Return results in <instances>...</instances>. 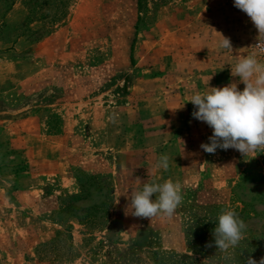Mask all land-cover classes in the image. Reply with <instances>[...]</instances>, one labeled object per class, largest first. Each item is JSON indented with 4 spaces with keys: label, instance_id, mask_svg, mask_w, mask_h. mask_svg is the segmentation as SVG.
Wrapping results in <instances>:
<instances>
[{
    "label": "rangeland",
    "instance_id": "1",
    "mask_svg": "<svg viewBox=\"0 0 264 264\" xmlns=\"http://www.w3.org/2000/svg\"><path fill=\"white\" fill-rule=\"evenodd\" d=\"M33 6L0 0V264H245L264 252V153L225 150L220 166L205 167L200 188L185 187L180 175L194 172L202 150L186 157L182 170L172 163L160 169L157 182L182 185L174 227L162 230L147 220L127 236L119 234L122 220L112 217L129 212L130 195L108 168H85L107 164L110 157V163L143 166L151 174L140 160L148 150L167 141L163 151L174 155V143L186 147L212 130L193 117L196 109L185 108L187 98L215 82L237 83L242 91L245 85L231 67L247 55L264 62L255 48L264 36L234 0H70L66 16L55 23L44 16L46 8ZM220 33L230 39L232 51L218 48ZM189 81L196 87L192 92L183 85ZM59 101L67 106L71 101L74 117L105 114L104 129L81 116L65 141L79 148L77 154L37 142L35 157L45 164L60 166L61 153V164L79 161L71 165L79 167L72 170L71 187L37 178L32 183L41 185V198L33 193L20 199L15 191L35 174L31 166L47 165L31 163L18 147L22 130L5 133V128L35 117L59 133L60 107L53 105ZM181 111L190 118L182 119ZM92 128L107 133L110 147L142 150L129 158L98 151L101 140L92 137ZM223 182V189L213 187ZM119 200L126 211L120 212ZM224 209H234L246 224L244 238L229 250L231 258L217 249L212 234Z\"/></svg>",
    "mask_w": 264,
    "mask_h": 264
},
{
    "label": "clouds",
    "instance_id": "2",
    "mask_svg": "<svg viewBox=\"0 0 264 264\" xmlns=\"http://www.w3.org/2000/svg\"><path fill=\"white\" fill-rule=\"evenodd\" d=\"M234 6L244 12L260 36H264V0H234ZM220 35L218 48L232 51L230 39ZM231 75L239 77V82L245 85L242 91L237 83L223 87L208 86L206 91L196 92L188 100L196 109L193 117L212 129L210 142L202 143L200 147L209 154L229 148L243 156L264 153V62L255 55L243 56L231 67ZM170 159L167 154H161L155 168L167 171ZM182 202V185L179 182L152 181L143 183L140 190L131 191L129 207L135 217L151 220L163 215L171 219ZM245 230L246 224L234 209L222 210L212 233L215 246L231 258L229 250L239 245ZM245 264H257V261L249 256ZM259 264H264V258Z\"/></svg>",
    "mask_w": 264,
    "mask_h": 264
},
{
    "label": "crops",
    "instance_id": "3",
    "mask_svg": "<svg viewBox=\"0 0 264 264\" xmlns=\"http://www.w3.org/2000/svg\"><path fill=\"white\" fill-rule=\"evenodd\" d=\"M192 77H189V80ZM46 83V82H45ZM186 87L187 92H192V90L196 89L194 84H191L190 81L187 82L186 84H183ZM214 87H220L218 86V84L215 82L213 83ZM195 87V88H194ZM199 87V86H197ZM189 98H187V102L184 104L185 108L186 106L188 107V109L193 108L195 109L194 105L191 102H188ZM67 103H62V101L56 102L54 103V109L55 108H59L60 110V115H61V125H60V130L59 133H51L48 128L46 129V124L45 122H41V120L38 118V120L35 117H29L26 119H23L22 121L18 122V121H13L14 124L8 125L5 128V133H7V130H15V133L17 134L20 130H22V136L19 135L18 137H16L17 139H24L23 145L20 144L18 147L19 148H23L25 150V155L28 156V160L32 163H35L37 165H47V166H31L33 167V171L35 172L34 175H32L29 180V182L25 185H23L21 187V189L19 191H15L16 194H19L20 199L23 197V195H27V197L30 198V196H32L33 193L37 194L39 198H41L43 189L41 188L40 184L37 183H32L33 179H44L47 183L50 182H54L57 185H60L61 187H71L72 186V170L75 167H79V166H71V165H77L79 161H76V163H70V164H66L63 165L61 164V153H60V157H59V161L58 164L60 166H49L48 164H45V162L43 161V159H37L35 157L36 154V149L37 147H39L38 144H36L37 142H42V144H46V145H53L54 147H58L60 152L61 151H66L67 149L71 150L73 153L77 154V148H73V147H68V145L65 144V141L69 138H71L70 136L73 135V133H75L76 131V123H79V120L82 119L81 116H84L86 119H89L90 123H92V121H96L97 123H101L102 124V128L104 129V125L106 123V115L102 113V117L100 119H94L92 118L91 112H82L81 115L79 117H74L72 116V110L70 107H72V103L71 101L69 102V106L66 105ZM105 113L107 112L106 108H103ZM75 113V112H74ZM71 115V116H70ZM190 114L188 111L185 112H180V117L182 119H186L188 120L190 118ZM63 121V123H62ZM24 125H28L29 128L27 130H25V128L23 127ZM44 125V130L41 131V127ZM20 126V128H19ZM22 128V129H21ZM20 129V130H19ZM99 129V128H96ZM94 128L91 129V131H93V133L95 134L94 136H92L94 139H99L101 140L100 144V149L98 151H107V154H114L115 156H113L114 158H116V155L121 156L122 154L126 153V157L129 158L131 155H137V153L141 152V150H127L124 151L121 150V148H115V145H113V147H110L108 145L105 144L104 140L107 139V133L105 135L104 130H96ZM106 131V130H105ZM25 133V134H24ZM212 135V130H209L207 132H202V138H199V141L197 140L198 138H193L195 139L193 144H190L186 147H182L179 145V143L177 142L174 143L175 145V149L176 152L174 155L167 153V155L171 158L169 161V164L172 163L173 166H179L180 169L182 170V165L185 162L184 159H186V157H190V156H195L197 154H199V152H201V156H203V159L200 160L198 162V165L196 167V169L194 170L193 173H188V174H181L180 176L183 175L182 177V182L185 184V187H193V188H200L201 185L203 184V179H204V170L205 167L207 166H220L219 164H222L223 162V157L221 155L224 154L225 150L222 149H217L216 152L214 153L213 157L211 154L206 153L200 146L202 143H209V137ZM173 137V135L171 136ZM53 142V143H52ZM166 142H162L161 147L157 148V149H150L148 150L149 154L147 153V155H145L144 159H140L142 161V165H146V167H150L152 170L149 173L144 172V168L143 166H120L119 164H117L116 162L114 163H110L111 158L108 157L107 159V164H102V166H86L85 168L87 170H94L99 168H108V172H112L113 175H117V180L121 183L120 187L122 189L123 194L127 195V193L130 195L131 191L134 190H140L143 187V183H149L152 180L153 181H158L159 179V170L160 169H156L155 168V164L158 161V158L161 154H164L165 151V145ZM63 144V145H62ZM171 145V143L169 144ZM65 146V147H64ZM85 149V148H83ZM168 149H170V146L168 147ZM189 150H194V152H192V154L190 155ZM86 150H88V148H86ZM90 150V149H89ZM96 149H94L95 151ZM123 152V153H122ZM38 153L42 154L43 151H39ZM217 153V154H216ZM166 154V153H165ZM108 155V156H109ZM130 155V156H129ZM94 156V155H93ZM58 158V157H57ZM96 158L92 157V159ZM102 158L104 159V156H102ZM189 159V158H187ZM50 160L47 161V163ZM97 161V160H95ZM129 160H127L128 162ZM57 160L55 158V160L53 161V163H56ZM94 163V162H93ZM129 163V162H128ZM150 165V166H148ZM84 167V166H83ZM142 167V168H141ZM139 168H141V170H139ZM179 169V168H178ZM156 177V178H155ZM162 182V181H161ZM225 183L223 182V184H216L213 185L214 188L217 189H223ZM5 192V191H4ZM6 197V196H5ZM4 197V198H5ZM153 199H155V196H153ZM6 200V199H5ZM8 201V198L7 200ZM119 203L121 205L120 212H122L123 210L126 211L127 206L122 204L121 200H119ZM127 205H130V197H129V201L127 202ZM125 208V209H124ZM132 209L131 207H129V212H126L125 215L124 214H119V213H113V217L112 220L113 222L117 221V218L122 220V224H120V226L122 227L121 230L119 231L120 235H128L130 233H136L140 230V228L143 227V224L145 221L149 220L147 218H139V217H135L132 214ZM129 219V220H128ZM139 219V221L137 220ZM133 220V221H130ZM118 222V221H117ZM151 222L153 224V226L155 228H159L162 230H172L174 227V223L173 220L167 218L166 216L160 215L157 217H154L151 219Z\"/></svg>",
    "mask_w": 264,
    "mask_h": 264
},
{
    "label": "trees",
    "instance_id": "4",
    "mask_svg": "<svg viewBox=\"0 0 264 264\" xmlns=\"http://www.w3.org/2000/svg\"><path fill=\"white\" fill-rule=\"evenodd\" d=\"M69 2L70 0H23L25 6H28L30 5V3H32L34 5L32 8H37L39 11H41L43 8H46L49 14L46 13L44 16L51 17L50 19L52 23L59 22L66 16ZM163 254L167 258H170L172 256H178L179 260L183 258L182 255H176L169 252H164ZM262 255H264V252L259 251L254 253L252 258L257 261L258 258Z\"/></svg>",
    "mask_w": 264,
    "mask_h": 264
},
{
    "label": "built area",
    "instance_id": "5",
    "mask_svg": "<svg viewBox=\"0 0 264 264\" xmlns=\"http://www.w3.org/2000/svg\"><path fill=\"white\" fill-rule=\"evenodd\" d=\"M255 48L260 54H264V39H261L255 43Z\"/></svg>",
    "mask_w": 264,
    "mask_h": 264
}]
</instances>
